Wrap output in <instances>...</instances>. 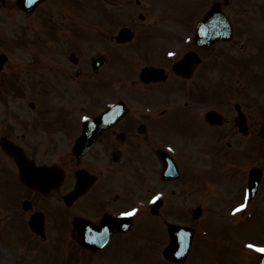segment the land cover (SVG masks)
Wrapping results in <instances>:
<instances>
[{
    "label": "flooded vegetation",
    "instance_id": "obj_1",
    "mask_svg": "<svg viewBox=\"0 0 264 264\" xmlns=\"http://www.w3.org/2000/svg\"><path fill=\"white\" fill-rule=\"evenodd\" d=\"M24 3L0 0V264H264V0Z\"/></svg>",
    "mask_w": 264,
    "mask_h": 264
},
{
    "label": "rangeland",
    "instance_id": "obj_2",
    "mask_svg": "<svg viewBox=\"0 0 264 264\" xmlns=\"http://www.w3.org/2000/svg\"><path fill=\"white\" fill-rule=\"evenodd\" d=\"M154 1V0H153ZM173 6H176L178 4H181V3H186L188 4V2L190 1L192 4H196L198 0H163ZM85 2V11H84V15L85 16H90L93 14V12L91 11V7L88 6V4H94V0H84ZM131 3H132V6H133V0H131ZM149 3H151L149 1ZM263 213L259 216H257V218H261L263 217ZM264 221V220H263ZM12 241H15V240H12ZM141 248H146V247H141ZM144 253L142 254V256L140 255H134L133 253L130 254V256L125 260L123 261V264H136L137 263V260H141L142 258L143 259H154L155 255H154V249L153 250H149L147 249L146 252L143 251ZM120 261V258L117 256L116 257V262H119ZM116 262L114 263H108V264H117ZM6 261L3 259V264H5ZM165 262H163L160 258L158 257H155V262L154 264H163ZM148 264H151V263H148ZM167 264V263H166ZM188 264H192V263H188Z\"/></svg>",
    "mask_w": 264,
    "mask_h": 264
},
{
    "label": "snow or ice",
    "instance_id": "obj_3",
    "mask_svg": "<svg viewBox=\"0 0 264 264\" xmlns=\"http://www.w3.org/2000/svg\"><path fill=\"white\" fill-rule=\"evenodd\" d=\"M170 55H171V53H170ZM85 119H87V118H85ZM136 211H138V210L133 209L131 212H125V213H122V215H125V216H131V215H134ZM250 247H251V246H250ZM257 250H258V251H261V252H264V248H259V249H257Z\"/></svg>",
    "mask_w": 264,
    "mask_h": 264
},
{
    "label": "water",
    "instance_id": "obj_4",
    "mask_svg": "<svg viewBox=\"0 0 264 264\" xmlns=\"http://www.w3.org/2000/svg\"><path fill=\"white\" fill-rule=\"evenodd\" d=\"M203 23H204V21L201 22L202 25H203ZM202 25H201V27H202ZM201 38H202V37H201Z\"/></svg>",
    "mask_w": 264,
    "mask_h": 264
}]
</instances>
